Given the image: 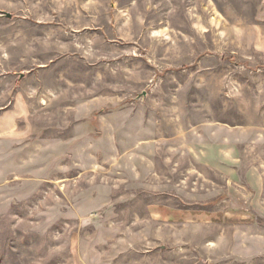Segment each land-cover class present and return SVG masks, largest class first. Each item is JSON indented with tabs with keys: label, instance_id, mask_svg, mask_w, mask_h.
I'll return each mask as SVG.
<instances>
[{
	"label": "rangeland",
	"instance_id": "374dc122",
	"mask_svg": "<svg viewBox=\"0 0 264 264\" xmlns=\"http://www.w3.org/2000/svg\"><path fill=\"white\" fill-rule=\"evenodd\" d=\"M0 264H264V0H0Z\"/></svg>",
	"mask_w": 264,
	"mask_h": 264
},
{
	"label": "water",
	"instance_id": "95a60500",
	"mask_svg": "<svg viewBox=\"0 0 264 264\" xmlns=\"http://www.w3.org/2000/svg\"><path fill=\"white\" fill-rule=\"evenodd\" d=\"M8 18H10V15L6 14Z\"/></svg>",
	"mask_w": 264,
	"mask_h": 264
}]
</instances>
